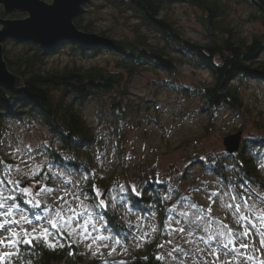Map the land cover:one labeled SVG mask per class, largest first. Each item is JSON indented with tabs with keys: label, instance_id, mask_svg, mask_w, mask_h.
Masks as SVG:
<instances>
[{
	"label": "rangeland",
	"instance_id": "1",
	"mask_svg": "<svg viewBox=\"0 0 264 264\" xmlns=\"http://www.w3.org/2000/svg\"><path fill=\"white\" fill-rule=\"evenodd\" d=\"M42 1L47 4L52 3V0ZM83 9L85 13L81 14L83 16L81 25H91V30L87 33L100 36L99 34L104 32L107 39H133V30L137 28L141 33L146 34L152 45L160 47L164 44L158 32L142 25L130 12L119 13L112 5L102 0H92L90 3H86ZM166 10L162 11L160 16H164L173 23L183 38L201 44L207 41L202 24L203 14L197 6L178 3ZM1 11H3L2 6H0V13ZM26 16V12L13 11L5 13L3 18L21 19ZM222 22L232 27L235 35L247 43L252 40L253 36L264 33V21L257 18V12L245 3L230 1ZM77 28L83 31L79 26ZM3 46L4 51L8 52L10 57L22 49V45L14 44L11 40H6ZM115 58L114 55L104 52L85 59L69 48H64L61 49V52L49 56L42 70L61 71L74 65L82 68L96 65L113 71ZM259 58L264 60V51L260 53ZM159 77H166L165 73L160 71L156 75L146 71L133 76L126 89L127 98L133 107L128 110L127 118L120 120L118 124L114 122V119L107 118V110L102 114L101 109H104V105H101V101L99 102L97 99L90 100L82 112L88 126L92 127L94 133L102 138L100 144L91 147L82 161L91 168V172L89 171L91 175L94 173V175L108 177L111 172L116 174L115 184L111 188H95L106 191L109 196L117 198V206L115 208L109 206L107 210L113 212L122 227L127 229L126 232L124 230L122 236H116L110 232L107 225L106 227L97 225L100 234L110 235L112 240L120 239V244L115 245L116 250L111 255L109 252L114 246L111 241H101V244L107 243L108 247L98 250L96 246L88 247L91 239H80L75 235L69 237L65 233L64 238H67L68 242L72 241L81 247L87 255L88 263L103 264L104 261H108V264H112L113 261H126L131 254L141 251L144 240L141 241L139 237L142 232L149 233L148 239L150 240L160 237L158 244L169 239L173 240V244L178 242L182 244V241L175 238L178 234L169 236L165 233L162 235L156 214L143 216L140 212H129L127 208L120 206L118 185L138 187L140 180L147 177V174L153 173L156 181L165 185L167 190L172 189L171 199L166 200L168 208L176 204L179 196L183 194H188L193 201L207 208L209 202L206 199V192L193 191L194 188L201 186V181L206 182L209 189L214 187L217 180H220L222 186L231 184L234 185L237 192L239 190L247 191V188H237L231 181V177L227 182L224 178L212 173L208 166L200 164V161L206 159L212 162L221 161L224 154L227 153L222 144L223 138L239 131L242 140L257 136L264 140V82L248 78L239 83L243 102L239 114H234L227 108H220L215 119L209 121L206 115L198 113L196 99L185 96L180 91L160 88L156 83ZM173 79L185 87L195 86L200 82L210 83L212 80L206 70L196 69L185 64L177 66V72ZM57 94L58 92H56ZM50 137L49 131L37 121L22 124L9 120L1 145L0 159L5 164L13 166L10 178L24 182V187H32L35 191L42 184H46L48 187L56 189L46 200L47 205L55 207L59 203L56 201V197L68 190L64 187L62 180H67L70 186L78 184L79 188L83 190L85 180L84 176L76 170L60 165H50L47 162L46 149L51 145ZM119 140L122 141L121 152L124 158L122 164L119 163ZM16 149H20V151L16 152ZM225 161L229 167L232 165L231 156H228ZM34 165H40V171L35 176L27 175V173L35 171ZM262 165H264V160L260 162V167L258 166V175L264 185V166ZM17 166L20 171H15ZM50 167L52 171L63 172L62 180L44 178ZM225 173L232 176L230 170ZM37 176L40 180H33ZM37 181L41 183L38 184ZM248 187L256 188L264 195V188H258L253 184H249ZM109 196L104 198L108 199ZM83 199L84 197L81 196V200ZM85 202L90 203V201ZM250 203H256L255 198ZM25 205L22 208L29 212V206ZM219 205L220 201L216 200L212 206V215L223 220L234 231L242 232L243 227L236 223L233 215L226 213ZM257 208L264 210V203H259ZM34 211L44 215L39 209H34ZM170 215L175 214L167 212V218ZM138 217L141 219L138 220ZM138 224H143L144 227L142 229L136 227ZM153 226L157 227V231H151ZM51 231L55 232L56 230L51 229ZM0 235H6V232H0ZM260 241L261 238L255 230L247 239L237 240V245L244 243L250 246L248 249L241 248L240 252L245 255H255L257 260L245 261L241 257L238 260H232L231 264H259L260 261H264V247H261ZM60 242L62 243L63 240L61 239ZM183 246L188 247V245ZM170 248L171 245L168 244H165L164 248L157 247L159 254H163L166 258L163 264H169L167 252ZM0 251L8 250L0 249ZM94 252L96 255H93ZM230 259L221 252L220 261L217 264L220 262L227 264ZM160 264H162L161 261ZM186 264H193V261L188 260ZM199 264H203V262L201 261ZM208 264H213L210 256Z\"/></svg>",
	"mask_w": 264,
	"mask_h": 264
},
{
	"label": "trees",
	"instance_id": "2",
	"mask_svg": "<svg viewBox=\"0 0 264 264\" xmlns=\"http://www.w3.org/2000/svg\"><path fill=\"white\" fill-rule=\"evenodd\" d=\"M91 1L87 0L86 3ZM102 1L112 5L119 13L130 12L142 25L154 29L161 35L163 46L152 45L146 34L137 28L133 30V39H109L110 43L95 46L68 40L56 49H44L29 41L7 39L22 45L21 51L11 57L4 51L3 46L2 56L8 70L22 80V88L10 89L0 83V154L9 120L22 124L37 121L51 134V145L46 149L47 162L50 165L76 170L82 176L88 177L84 191L90 197L95 196L93 185L109 189L115 184L116 178V174L112 172L108 177L94 173L91 175V168L82 161L91 147L102 141L101 136L96 135L93 128L88 126L82 114L90 100L101 101V105H104L102 114L107 110V118L114 119L118 124L120 120L127 118L128 110L133 107L126 92L133 76L146 71L157 75L163 71L166 77H159L156 80L157 85L162 89L180 91L185 96L196 99L198 113L206 115L209 121H212L220 108H227L234 114H239L243 105L239 83L248 78L264 82V60L259 58L260 53L264 51V33L253 36L247 43L235 35L232 27L222 22L232 0ZM233 1L249 5L257 12V18L264 21V0ZM178 3H187L200 9L207 39L205 43L191 42L183 38L173 23L160 16L162 11H167L166 9ZM83 13L84 9L73 23L88 32L91 25H81ZM4 14L5 12L1 11L0 18H3ZM99 35L106 38L104 32ZM64 48H69L85 59L104 52L112 54L116 57L114 69L109 71L96 65L86 68L74 65L61 71L42 70L46 59ZM184 64L206 70L212 78L211 82H200L191 87L178 83L173 76L177 72V66ZM121 143L119 140L120 164L124 161ZM226 154L221 161L212 162L206 159L201 160L200 164L208 166L212 173L227 182L231 177L237 188L242 189L241 185L244 183L261 188L263 184L258 172L260 162L264 160L261 158L264 156L263 138L257 136L243 139L237 152ZM228 156L232 158L231 168L225 161ZM229 170L232 176L226 175L225 172ZM33 180H40L39 176ZM138 183L137 188L143 190L142 196L131 197L129 207L134 206L133 211L140 212L143 216L156 214L162 232L167 219L168 206L163 199L167 188L156 181L153 173L147 174V177ZM4 191L9 192L11 189L5 188ZM118 196L120 198L119 193ZM17 203L21 208L26 206L21 199H18ZM28 211L31 213L34 209L28 207ZM104 216L110 232L116 236H122L124 230L127 231L113 212L106 210ZM159 238L144 240L141 251L127 257L126 264H160L156 259L159 254ZM62 240L60 243L64 247L55 248L35 241L34 247L20 244V259L13 257L12 264H21V261H31L32 264H96L87 262V255L78 244H70L67 238ZM69 252L73 254L69 255Z\"/></svg>",
	"mask_w": 264,
	"mask_h": 264
},
{
	"label": "snow or ice",
	"instance_id": "3",
	"mask_svg": "<svg viewBox=\"0 0 264 264\" xmlns=\"http://www.w3.org/2000/svg\"><path fill=\"white\" fill-rule=\"evenodd\" d=\"M15 151L19 152L20 149ZM261 158L264 159V156ZM201 159L204 158L201 157ZM34 168L35 171H31L27 175L35 176L40 171V165H34ZM0 169H2L0 177H3L0 178V232H6V235H0V249L8 250L0 251V264H12L13 257L20 259V244L34 247L33 242L35 241L51 248L64 247L60 240L64 238L65 233L69 237L75 235L80 239H91L88 247L96 246L98 250L108 247L107 243L101 244V241H111L114 246L109 255L115 252V245L120 244V239L112 240L110 235L100 234L97 225L106 227L104 212L109 206L113 208L117 206L116 197H111L108 192L96 189L94 185L92 191L95 196L90 197L83 189L79 188L78 184L70 186L67 180H62V171H52L50 167L44 178L62 180L64 187L68 189L56 197V201L59 203L52 207L47 205L46 200L56 189L50 188L46 184H42L35 191L32 187H20L18 181L10 178L13 172L12 165L0 161ZM15 171H20L18 166ZM83 179L87 180L88 177L85 176ZM37 183L41 182L37 181ZM260 187L264 188V185ZM5 188H10L11 191L5 192ZM241 188H247V191L237 192L234 185L231 184L222 186L220 180H217L214 187L209 189L207 183L201 181V186L194 188L193 191L206 192V199L209 202L207 208L193 201L188 194L179 196L177 203L166 210L175 215H170L165 220L162 235L165 233L169 236L178 234L175 238L182 241V244L179 242L173 244V240L169 239L157 245L159 248H164L165 244L171 245L167 252L169 264H186L188 260L193 261V264H199L201 261L203 264H208L209 256L212 257L213 264H217L220 261L221 252L231 258L227 264H231L232 260H238L241 257L245 261L257 260L255 255H245L240 252L241 248L248 249L250 247L248 244L237 245L236 241L247 239L255 230L261 238V247H264V210L257 208L259 203H264V195L256 188L248 187L246 183L242 184ZM171 192L172 189H168L163 199H171ZM118 193L120 194V206L132 212L134 206L129 207L131 197H141L143 190L138 189L135 185L130 187L118 185ZM81 196L84 197L83 200H81ZM105 196H109V198L105 199ZM253 198L256 203H250ZM18 199H21L31 209L41 210L44 215L37 211L31 213L25 211L17 203ZM216 200H219V206L226 213L232 214L236 223L243 227L242 232L234 231L223 220L212 215V206ZM85 201H90V203ZM139 219L141 218L138 217ZM136 227L142 229L144 225L138 224ZM51 229L56 231L53 232ZM151 231H157V227L153 226ZM94 233L96 234L94 235ZM148 238L149 233L145 232H142L139 237L141 241ZM69 243L71 244L72 241ZM183 245H188V247ZM72 254L69 252V255ZM93 255L96 253L94 252ZM156 259L160 260L162 264L166 260L163 254H157ZM21 264H32V262L21 261ZM103 264H108V261H104ZM112 264H126V262L120 260L113 261ZM220 264H225V262H220ZM259 264H264V261H260Z\"/></svg>",
	"mask_w": 264,
	"mask_h": 264
},
{
	"label": "water",
	"instance_id": "4",
	"mask_svg": "<svg viewBox=\"0 0 264 264\" xmlns=\"http://www.w3.org/2000/svg\"><path fill=\"white\" fill-rule=\"evenodd\" d=\"M87 0H0L5 13L26 12L21 19L0 18V83L10 89H21L22 81L11 73L3 59V43L7 39L29 41L44 49H56L71 40L86 46L108 44L110 40L79 30L73 23ZM241 132L227 135L222 144L225 151L237 152L241 145ZM20 187L25 183L19 181Z\"/></svg>",
	"mask_w": 264,
	"mask_h": 264
},
{
	"label": "bare ground",
	"instance_id": "5",
	"mask_svg": "<svg viewBox=\"0 0 264 264\" xmlns=\"http://www.w3.org/2000/svg\"><path fill=\"white\" fill-rule=\"evenodd\" d=\"M71 41V40H70Z\"/></svg>",
	"mask_w": 264,
	"mask_h": 264
}]
</instances>
